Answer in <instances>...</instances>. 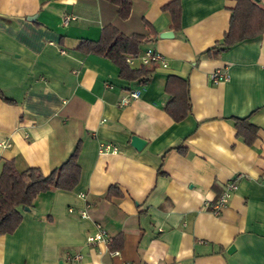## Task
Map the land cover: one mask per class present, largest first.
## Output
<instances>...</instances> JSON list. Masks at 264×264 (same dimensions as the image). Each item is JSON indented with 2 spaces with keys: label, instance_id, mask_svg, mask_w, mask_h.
I'll return each instance as SVG.
<instances>
[{
  "label": "crops",
  "instance_id": "crops-1",
  "mask_svg": "<svg viewBox=\"0 0 264 264\" xmlns=\"http://www.w3.org/2000/svg\"><path fill=\"white\" fill-rule=\"evenodd\" d=\"M170 1L132 0L125 18L111 0H0V89L12 99L0 94V171L12 159L48 173L81 146L77 185L21 208L15 231L0 234V264H264V33L208 56L236 1L180 0L177 28ZM66 13L76 18L65 25ZM108 22L147 34L139 52L153 46L169 64L150 63L143 84L78 49ZM217 68L227 80L210 79ZM171 76L186 80L192 101L178 121L165 108ZM235 116L259 127L254 142L238 135ZM235 178L222 212L204 206ZM98 223L110 242L87 239ZM75 252L82 258L70 259Z\"/></svg>",
  "mask_w": 264,
  "mask_h": 264
},
{
  "label": "trees",
  "instance_id": "trees-1",
  "mask_svg": "<svg viewBox=\"0 0 264 264\" xmlns=\"http://www.w3.org/2000/svg\"><path fill=\"white\" fill-rule=\"evenodd\" d=\"M236 6L231 8V20L228 29L222 39L206 49L208 56L217 55L219 51L229 49L234 43L242 41L246 37H254L264 33V5L260 0H235ZM118 8V15L127 18L132 11V0H111ZM169 12L173 21L172 27H179L181 23L180 14L182 5L180 0H172L163 5ZM100 39L80 40L78 49L86 53L97 52L100 55L110 57L119 65L120 76L128 80H138L145 84L151 77L153 67L142 64L133 67L127 61L129 55L135 56L140 51V44L145 42L149 36L134 31L126 34L119 30L112 22L106 23L101 30ZM178 80L177 82H175ZM175 85V86H174ZM166 88L169 90L170 98L165 105L166 110L176 120L188 116L191 110L192 101L189 98V87L186 80L171 76L168 78ZM0 94L2 90L0 89ZM6 101L12 99L3 94ZM235 126L238 128V135L246 142L255 141L257 129L248 116L234 117ZM80 143L75 145L64 162L53 167L50 172L43 171L35 165L25 169L16 167L14 160L5 159L0 171V234L13 233L23 219L21 208L32 206L33 199L46 190L62 187L72 189L80 180L81 168L78 162ZM110 250L115 247L110 243Z\"/></svg>",
  "mask_w": 264,
  "mask_h": 264
},
{
  "label": "built area",
  "instance_id": "built-area-1",
  "mask_svg": "<svg viewBox=\"0 0 264 264\" xmlns=\"http://www.w3.org/2000/svg\"><path fill=\"white\" fill-rule=\"evenodd\" d=\"M76 16L71 14V13H66L63 17H62V24L68 23L70 20L75 19ZM139 58L140 61H142L143 64H147L149 65L150 63H155L156 65H167L169 64V61L167 60L166 55L162 52H160L159 50L155 49L153 46H148L146 47V49L143 52H138L137 54H135V56H131L129 55L127 57V61L130 63H134L135 59ZM229 74L222 71L221 68H217L215 70L212 71L210 79L213 81H218V80H227L228 79ZM140 89H136V90H130L129 93H126L122 96L120 103L123 104H127L129 103L132 99L137 98V96L139 95ZM117 145L114 144H103V149L104 150H116L117 151ZM238 181L235 179H232L229 181L228 184H225L224 189L222 190V192L220 193V196L218 199L214 200H206L204 202V206L206 208L212 209L214 211L215 214H219L220 212L223 211L224 207L228 204L230 198L233 197V193L236 190ZM83 195V194H82ZM88 205V204H87ZM71 210V209H70ZM80 214L83 217H87L89 215L88 213V209H83L80 211ZM98 227V230L95 231L93 234H88L87 239L89 241H93V242H97L100 241L101 239L106 240L107 242H110L108 235H107V229L105 226H103L102 224H97L96 225ZM119 249H115L113 251H111V253H118ZM70 259H75V258H82V254H80L79 252H75L74 254L72 253H68ZM13 264V263H10Z\"/></svg>",
  "mask_w": 264,
  "mask_h": 264
},
{
  "label": "water",
  "instance_id": "water-1",
  "mask_svg": "<svg viewBox=\"0 0 264 264\" xmlns=\"http://www.w3.org/2000/svg\"><path fill=\"white\" fill-rule=\"evenodd\" d=\"M162 33L167 34V35H172V34H173L171 31H164V32H162ZM131 142H132V144H134V145L136 146V148H140V147H142L143 145H145V141H144V139H143L141 136H139V135H133V136H132V139H131ZM24 208H25V209H29L28 206H25ZM234 249H235V248H234V246L232 245V246L230 247V251H232V250H234Z\"/></svg>",
  "mask_w": 264,
  "mask_h": 264
}]
</instances>
